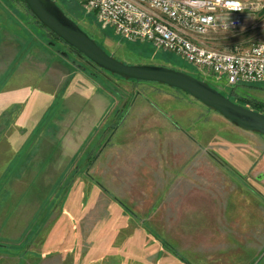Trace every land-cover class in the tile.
I'll use <instances>...</instances> for the list:
<instances>
[{"label": "rangeland", "instance_id": "1", "mask_svg": "<svg viewBox=\"0 0 264 264\" xmlns=\"http://www.w3.org/2000/svg\"><path fill=\"white\" fill-rule=\"evenodd\" d=\"M56 2L122 62L264 101V83L232 89L116 35L79 0ZM261 39L264 8L216 47ZM0 264H264V135L183 90L93 66L0 0Z\"/></svg>", "mask_w": 264, "mask_h": 264}, {"label": "built area", "instance_id": "2", "mask_svg": "<svg viewBox=\"0 0 264 264\" xmlns=\"http://www.w3.org/2000/svg\"><path fill=\"white\" fill-rule=\"evenodd\" d=\"M103 27L130 41L183 56L226 84L264 83V39L246 48H217L221 35L242 29L246 19L264 8V0H79ZM234 3L235 0H232ZM264 112V101L262 103Z\"/></svg>", "mask_w": 264, "mask_h": 264}, {"label": "water", "instance_id": "3", "mask_svg": "<svg viewBox=\"0 0 264 264\" xmlns=\"http://www.w3.org/2000/svg\"><path fill=\"white\" fill-rule=\"evenodd\" d=\"M25 2L43 26L104 70L127 79L158 82L183 90L242 129L264 135V112L236 103L217 88L182 70L163 65L127 64L118 60L70 18L56 0Z\"/></svg>", "mask_w": 264, "mask_h": 264}, {"label": "trees", "instance_id": "4", "mask_svg": "<svg viewBox=\"0 0 264 264\" xmlns=\"http://www.w3.org/2000/svg\"><path fill=\"white\" fill-rule=\"evenodd\" d=\"M20 2H22L25 7L30 11V9L28 8L25 0H19ZM68 2L71 1V0H67ZM67 2V3H68ZM65 12V11H64ZM31 13V11H30ZM66 13V12H65ZM35 17V16H34ZM36 18V17H35ZM37 19V18H36ZM38 21V20H37ZM39 22V21H38ZM40 23V22H39ZM41 24V23H40ZM42 25V24H41ZM43 26V25H42ZM47 31L48 33L51 35V37L59 42H62L64 43L67 47H69L73 52L77 53V54H80L82 55L78 50H76L75 48L69 46L66 42H64L61 38H59L57 35H55L52 31H50L49 29H47L45 26H43ZM98 43V42H97ZM99 44V43H98ZM84 56V55H82ZM85 57V56H84ZM91 62V61H90ZM93 66H96V67H99L97 66L96 64H94L93 62H91ZM101 70L107 72V73H110V74H115V73H112V72H109L107 70H104L103 68L99 67ZM117 75L118 77H121V78H124L123 76L121 75H118V74H115ZM129 80H133V79H129ZM133 81H137V80H133ZM232 89H233V86H232ZM224 94V93H223ZM228 96L231 100L235 101L236 103H239L241 105H244L246 107H250L252 109H255L257 111H260V112H263V108H262V101H259V100H256L254 98H249V97H243V96H235V95H226ZM263 135V134H262ZM168 246V245H167ZM169 247V246H168Z\"/></svg>", "mask_w": 264, "mask_h": 264}, {"label": "clouds", "instance_id": "5", "mask_svg": "<svg viewBox=\"0 0 264 264\" xmlns=\"http://www.w3.org/2000/svg\"><path fill=\"white\" fill-rule=\"evenodd\" d=\"M225 6L230 7L231 10H239V8H240L238 0H235L234 3L232 2V0H226Z\"/></svg>", "mask_w": 264, "mask_h": 264}]
</instances>
